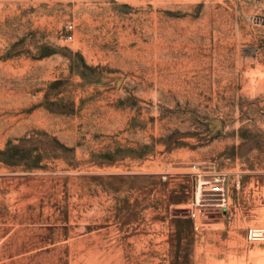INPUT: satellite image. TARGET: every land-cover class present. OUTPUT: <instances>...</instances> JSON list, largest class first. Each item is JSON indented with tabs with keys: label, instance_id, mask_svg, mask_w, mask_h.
Listing matches in <instances>:
<instances>
[{
	"label": "rangeland",
	"instance_id": "rangeland-1",
	"mask_svg": "<svg viewBox=\"0 0 264 264\" xmlns=\"http://www.w3.org/2000/svg\"><path fill=\"white\" fill-rule=\"evenodd\" d=\"M263 229L264 0H0V264H264Z\"/></svg>",
	"mask_w": 264,
	"mask_h": 264
},
{
	"label": "built area",
	"instance_id": "built-area-1",
	"mask_svg": "<svg viewBox=\"0 0 264 264\" xmlns=\"http://www.w3.org/2000/svg\"><path fill=\"white\" fill-rule=\"evenodd\" d=\"M70 29H73V25H70ZM193 169L197 175L198 189L196 200L193 202L191 216L194 220L198 221L199 219H201L202 216H205V212H203L200 200L203 189H208L211 193L215 195H220L222 197L223 205H227V175L223 172H215L210 174V178H206L208 177V174L202 172L201 166L199 164H195L193 166Z\"/></svg>",
	"mask_w": 264,
	"mask_h": 264
}]
</instances>
